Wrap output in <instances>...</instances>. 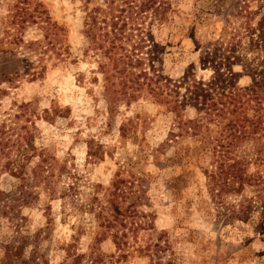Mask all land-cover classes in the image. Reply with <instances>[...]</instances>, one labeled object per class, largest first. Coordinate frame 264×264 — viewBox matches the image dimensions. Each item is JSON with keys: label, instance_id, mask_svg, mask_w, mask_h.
<instances>
[{"label": "rangeland", "instance_id": "374dc122", "mask_svg": "<svg viewBox=\"0 0 264 264\" xmlns=\"http://www.w3.org/2000/svg\"><path fill=\"white\" fill-rule=\"evenodd\" d=\"M143 1L0 0V264L18 247L14 264H69L75 255L82 264H264L256 144L232 151L255 178L219 200L205 173L217 166L215 149L204 152L172 111L184 102L183 119L199 118L185 97L189 78L214 97L228 92L211 84L216 62L205 50L233 0H168L161 25ZM248 1L250 23L264 33V0ZM232 55L234 84L249 87L264 57L251 38ZM220 120L210 124L213 140L225 138ZM19 158L17 176L5 167ZM240 204L251 207L246 217L228 219Z\"/></svg>", "mask_w": 264, "mask_h": 264}, {"label": "trees", "instance_id": "16d2710c", "mask_svg": "<svg viewBox=\"0 0 264 264\" xmlns=\"http://www.w3.org/2000/svg\"><path fill=\"white\" fill-rule=\"evenodd\" d=\"M221 2V0H214V4H218L217 7ZM248 2V0H233L225 17V25L219 40L211 44L214 49L211 50L210 47H206L205 50V53L213 54V62H216L214 68L217 73L211 80V84L214 86L216 84L231 85L228 92L226 93L227 90L224 89L221 95L218 94L214 97L209 93L210 84L189 78L188 94L190 96L186 95L185 97L192 100L193 107L197 108L200 115L199 118L195 120L194 124L183 119L181 113L182 108L186 107L184 102L177 101L172 108V111L176 114L177 126L181 131L199 139L204 146V152L211 147L215 149L214 164L217 163V166L212 171L206 169L205 173L209 180V186L211 185V190L217 192L216 196L219 197V200H223L224 195L241 193L244 186L246 184L250 185L255 178L254 175L247 173L251 161L232 154V151L240 146V142L253 140L257 147V157L254 163L263 164L264 162V69L260 71L256 68L252 69V85L249 87H239L234 84L239 73L234 72L233 67L240 60H237V57H233L232 54L243 39L251 38L254 49L264 57V33L263 31L256 33V27L251 25L252 13L248 11ZM142 7L146 12L151 11L153 22L159 25L167 21L169 13L173 11L168 0H144ZM241 19L245 20L239 25L238 22ZM149 38H151V35L147 40ZM223 44L226 45L224 49H222ZM134 49L136 50V48ZM232 58L235 60L232 61ZM152 69H154L153 65ZM138 82V80L133 81L134 84H138ZM205 87H208V89H205ZM224 98L225 102H222ZM207 99L208 103L205 101ZM227 103L229 105L234 104V109H230V106H228L226 110ZM236 104L240 105V108L244 107L241 113H237ZM224 111L226 116L222 114ZM251 111L252 114H250ZM241 114H243L242 119L239 118ZM220 118L228 119L222 129V133H226L225 138L213 140L210 138V124L216 121L218 125H222ZM239 120H241L240 124ZM173 136L177 137V135ZM221 137H223V134H221ZM228 138L230 140L226 141ZM29 145L31 144L29 143ZM21 154H25V152ZM23 167L24 164L21 163V158H19L9 163L5 169L18 176L23 173L21 170ZM18 170H20L19 173ZM250 210L251 207L243 204L238 205L237 208L233 206L229 208L227 218L232 220L244 218ZM22 249V247H18L16 250H6L2 264H14L22 256ZM82 259V256L75 255L73 261L69 264H82Z\"/></svg>", "mask_w": 264, "mask_h": 264}]
</instances>
